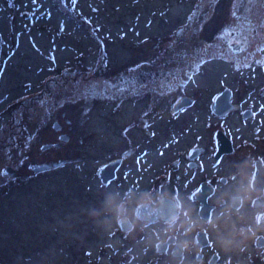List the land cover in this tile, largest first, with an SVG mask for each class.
<instances>
[{
    "label": "rangeland",
    "instance_id": "rangeland-1",
    "mask_svg": "<svg viewBox=\"0 0 264 264\" xmlns=\"http://www.w3.org/2000/svg\"><path fill=\"white\" fill-rule=\"evenodd\" d=\"M263 43L264 0H0V264H91L121 222L151 223L162 196L143 195L188 134L178 104L231 69L189 62ZM110 243L99 264H131Z\"/></svg>",
    "mask_w": 264,
    "mask_h": 264
},
{
    "label": "flooded vegetation",
    "instance_id": "flooded-vegetation-1",
    "mask_svg": "<svg viewBox=\"0 0 264 264\" xmlns=\"http://www.w3.org/2000/svg\"><path fill=\"white\" fill-rule=\"evenodd\" d=\"M225 48L210 47V56L204 49L199 62H189V68L201 67L208 57L226 56L231 69L225 80H205L199 98L183 97L188 134L178 160L170 159L160 171V164L155 167L159 175L143 195L145 200L162 196L152 208L151 223L133 219L107 232L106 239L119 243L113 262L131 246V264L137 259L143 264H264V43L234 54ZM197 70L187 71L186 86ZM169 192L170 200L161 201ZM120 203L119 210L140 207L138 200ZM110 242L100 246L91 264H99L100 254L114 247Z\"/></svg>",
    "mask_w": 264,
    "mask_h": 264
},
{
    "label": "water",
    "instance_id": "water-1",
    "mask_svg": "<svg viewBox=\"0 0 264 264\" xmlns=\"http://www.w3.org/2000/svg\"><path fill=\"white\" fill-rule=\"evenodd\" d=\"M184 106H185V98H183V100L179 103L177 108H178V110H180V109L184 108ZM57 126H58V124H57ZM65 138L66 137L64 136L61 139H65ZM51 147H53V145H44L42 147V150L45 151V150L50 149ZM56 166H57V164H56ZM119 168H120L119 162L114 163V164H108V165L104 166L102 169V180L105 183L114 180L116 178V175H117ZM49 169H50L49 166H34L33 167V171L37 174H39L40 172H43V171H48ZM195 195H198V193H196Z\"/></svg>",
    "mask_w": 264,
    "mask_h": 264
},
{
    "label": "trees",
    "instance_id": "trees-1",
    "mask_svg": "<svg viewBox=\"0 0 264 264\" xmlns=\"http://www.w3.org/2000/svg\"><path fill=\"white\" fill-rule=\"evenodd\" d=\"M91 26V25H90ZM213 44V43H212ZM215 46V45H214ZM198 56V55H197ZM197 56L195 57V59H197Z\"/></svg>",
    "mask_w": 264,
    "mask_h": 264
},
{
    "label": "bare ground",
    "instance_id": "bare-ground-1",
    "mask_svg": "<svg viewBox=\"0 0 264 264\" xmlns=\"http://www.w3.org/2000/svg\"><path fill=\"white\" fill-rule=\"evenodd\" d=\"M150 219V218H149Z\"/></svg>",
    "mask_w": 264,
    "mask_h": 264
}]
</instances>
